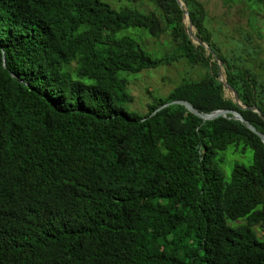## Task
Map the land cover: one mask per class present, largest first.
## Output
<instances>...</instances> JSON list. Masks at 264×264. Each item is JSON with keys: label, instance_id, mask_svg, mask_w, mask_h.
Returning <instances> with one entry per match:
<instances>
[{"label": "trees", "instance_id": "trees-1", "mask_svg": "<svg viewBox=\"0 0 264 264\" xmlns=\"http://www.w3.org/2000/svg\"><path fill=\"white\" fill-rule=\"evenodd\" d=\"M181 1L240 102L264 115L262 76L244 55L222 53L202 2ZM155 4L161 21L102 0H0V264H264L253 230L264 228L262 140L231 117L205 122L180 105L151 115L185 101L201 114L236 111L262 134L264 120L226 97L177 1ZM130 29L168 36L173 51L157 57L119 37ZM180 62L204 76L145 115L125 109L127 76ZM241 146L253 162L226 180L218 156Z\"/></svg>", "mask_w": 264, "mask_h": 264}, {"label": "rangeland", "instance_id": "rangeland-1", "mask_svg": "<svg viewBox=\"0 0 264 264\" xmlns=\"http://www.w3.org/2000/svg\"><path fill=\"white\" fill-rule=\"evenodd\" d=\"M102 1L116 11L124 8L137 10L145 15L155 16L158 20L162 16V12L156 8L155 0ZM199 1L204 4L208 14L206 27L222 53L228 57L232 56L233 52L244 55L253 64V68L251 65L245 64V66L250 70L251 68L254 69L264 79V6L254 5L256 0ZM162 26L164 25L162 24ZM256 27L260 28L261 31L259 32ZM127 34L140 38L147 49L157 57L165 56L173 51L174 46L168 36H163L157 40L141 31L130 29L120 33L119 37ZM248 52H251L252 56L248 55ZM236 55L235 57L241 58V56ZM76 68L77 64L72 63L66 66V71L73 74ZM204 74L203 68H192L186 62H180L171 67H160L137 75H129L127 76L129 81L128 92L134 98V102L125 105V109L145 115L148 113L149 104L159 98H168L174 88L184 79H198ZM226 97L230 98L227 92ZM236 148L231 147L226 153H221L218 156V162L226 180L230 179L232 168L236 163L251 165L253 162L251 149L244 150L241 146L237 148L236 153H233ZM243 224H246L243 220L229 221V225L232 227ZM253 230L258 238L264 241V228L257 226Z\"/></svg>", "mask_w": 264, "mask_h": 264}, {"label": "water", "instance_id": "water-1", "mask_svg": "<svg viewBox=\"0 0 264 264\" xmlns=\"http://www.w3.org/2000/svg\"><path fill=\"white\" fill-rule=\"evenodd\" d=\"M178 6L180 7V9L183 12V23L185 26V31L189 36V39L197 46H201L203 47L209 54H212L214 60L218 63L219 65V78L218 80L222 83L225 92H227L230 95V98L233 99V101L238 105V107L242 110H250L253 111L255 113H257L263 120H264V115L262 114V112L256 108V107H246L244 106L239 99L238 93L237 91L228 84L226 76L224 74V64L223 62L219 59V57L213 52V50L211 49V47L209 45H207L206 43H204L203 41L199 40L196 36V30L194 31L195 27L193 24V21L190 17L188 8L186 6V4L181 1V0H176ZM12 77L17 78V76L13 73H11ZM22 82V81H21ZM175 105H180V106H184L190 113H192L193 115L199 117L200 119H202L205 122H209V121H214L217 120L219 118H227V117H231V119L233 120H237L242 122L243 124L246 125V127L253 132L254 134H256L264 143V134L258 132L255 127H253L240 113L236 112V111H231V110H220V111H215L213 113L210 114H201L199 113L191 104H189L188 102L185 101H174L171 103H167L163 106H161L160 108H158L151 116L156 115L157 113H159L160 111L169 108L171 106H175Z\"/></svg>", "mask_w": 264, "mask_h": 264}]
</instances>
